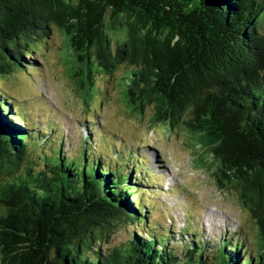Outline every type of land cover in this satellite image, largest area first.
<instances>
[{"label": "trees", "instance_id": "obj_1", "mask_svg": "<svg viewBox=\"0 0 264 264\" xmlns=\"http://www.w3.org/2000/svg\"><path fill=\"white\" fill-rule=\"evenodd\" d=\"M56 29L85 107L106 74L132 115L188 131L217 189L250 213L260 254L242 232L213 245L189 226L163 232L141 147L126 159L90 135L63 150L62 129L37 126L0 86V264H264V0H0V78L39 69Z\"/></svg>", "mask_w": 264, "mask_h": 264}, {"label": "rangeland", "instance_id": "obj_2", "mask_svg": "<svg viewBox=\"0 0 264 264\" xmlns=\"http://www.w3.org/2000/svg\"><path fill=\"white\" fill-rule=\"evenodd\" d=\"M65 42V36L56 29L53 38L36 49L39 69L0 78V86L18 110L32 114L37 126L62 129L63 150H77L90 135L104 152L112 153L115 147L122 151L125 147L126 159L130 151L138 155L141 147L144 161H148L160 184L146 188L144 195L148 207L153 208V224L162 225L163 232L170 225L176 232L189 226L199 230L211 245L223 234L242 232L249 253L259 255L260 235L254 220L241 209L235 194L217 189L210 169L199 158L202 151L196 139L185 129L168 132L161 123L151 124L152 110L144 117L132 115L123 101L117 77L99 74L98 89L86 108L70 78L74 58ZM89 119L94 120V125L88 124ZM112 157L116 160V153ZM131 230L132 227L122 229L112 245L128 239ZM175 240L179 246L180 240Z\"/></svg>", "mask_w": 264, "mask_h": 264}]
</instances>
